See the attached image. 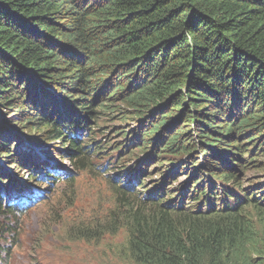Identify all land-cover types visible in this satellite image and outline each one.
I'll return each instance as SVG.
<instances>
[{"label":"trees","instance_id":"trees-1","mask_svg":"<svg viewBox=\"0 0 264 264\" xmlns=\"http://www.w3.org/2000/svg\"><path fill=\"white\" fill-rule=\"evenodd\" d=\"M6 89L13 116L27 117L14 125L80 160L103 154L79 139L91 122L117 114L119 126H136L113 151L135 145L121 164L162 183L142 201L159 219L135 217L128 233L135 264H264V0H0L5 112ZM21 137L0 132V155L23 163L26 153L12 150ZM179 172L187 182L158 204ZM2 195L0 219L23 214ZM0 226L6 243L13 234Z\"/></svg>","mask_w":264,"mask_h":264},{"label":"rangeland","instance_id":"rangeland-1","mask_svg":"<svg viewBox=\"0 0 264 264\" xmlns=\"http://www.w3.org/2000/svg\"><path fill=\"white\" fill-rule=\"evenodd\" d=\"M1 93L2 97L8 99V109L11 111L0 110V128H11L12 134L16 135V132L22 134L25 146L23 150L31 153L24 164H19L16 169L12 166L15 161L9 160L5 166L4 159H1L0 162L4 166L1 171L11 176L7 182V189L11 190L14 185L22 184L28 186L32 195L29 201L20 202V205L28 207L24 214L2 215L0 219V224H9V232L13 234L8 242H0V252L7 251L9 254L8 257L0 256L1 264H135L127 245L128 233L135 217H143L145 220L159 219L157 206H144L141 200L144 191L151 190L154 183L160 186L161 180L157 178L146 180L141 189L134 190L128 195L122 194L124 190L117 188L125 186L122 182L124 180H115V175L124 174L132 165L130 163L128 168L124 165V168L120 169L123 165L120 155L125 157L127 151L131 153L136 149L133 145L130 150L122 154L121 151L117 154L113 153V145L116 142L123 144L125 140V137L115 139L117 135L111 136L125 126L118 125L119 116L106 114L104 118L101 117L104 122L89 124L90 132L87 133L83 129L79 139L82 141L94 139V143L99 142L97 145L99 152L104 154L95 156V153H92L86 159L80 160L63 154L61 150L66 148L63 144H52L42 139L43 135L40 131L36 133L32 130L23 131L24 128L36 129L33 126L14 125L24 123L27 117L23 119L13 116V112H18L13 110L17 99L11 98L9 89ZM27 109L26 106L22 107L23 112ZM173 117L176 119L177 114L174 113ZM158 119L159 117H155L156 121ZM35 127H39L36 122ZM180 127L179 124L177 129L169 130V128L167 132L173 135L180 131ZM87 134L89 137L85 138ZM122 139L124 140L121 141ZM185 139L191 138L185 137ZM108 140L106 149H103ZM180 140L184 139L180 138ZM91 146L94 149V146ZM48 153L51 154L50 157ZM27 163L48 167L50 178L58 177L61 181L46 183L39 180V177L32 180L30 174L33 173L26 170ZM149 166L155 167V164L150 163ZM9 168L11 171L8 170ZM56 171L66 173V177ZM254 173L255 171L249 170L248 175ZM185 177V173L179 172L173 178L172 186L176 188ZM6 180L7 178L3 179L4 182ZM21 190L19 195L23 193ZM167 191L172 192L173 189ZM15 195L14 192L11 196ZM165 195L164 190L163 196L167 198L168 195Z\"/></svg>","mask_w":264,"mask_h":264},{"label":"water","instance_id":"water-1","mask_svg":"<svg viewBox=\"0 0 264 264\" xmlns=\"http://www.w3.org/2000/svg\"><path fill=\"white\" fill-rule=\"evenodd\" d=\"M2 129L0 128V131H1Z\"/></svg>","mask_w":264,"mask_h":264},{"label":"bare ground","instance_id":"bare-ground-1","mask_svg":"<svg viewBox=\"0 0 264 264\" xmlns=\"http://www.w3.org/2000/svg\"><path fill=\"white\" fill-rule=\"evenodd\" d=\"M57 170V169H56ZM62 171V170H61ZM68 171V170H67Z\"/></svg>","mask_w":264,"mask_h":264}]
</instances>
